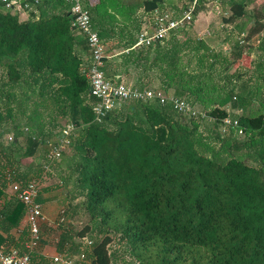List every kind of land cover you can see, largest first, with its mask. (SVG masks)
<instances>
[{
  "label": "trees",
  "instance_id": "16d2710c",
  "mask_svg": "<svg viewBox=\"0 0 264 264\" xmlns=\"http://www.w3.org/2000/svg\"><path fill=\"white\" fill-rule=\"evenodd\" d=\"M84 2L104 45L109 38L106 24L117 26L110 18L105 22L94 18V8ZM164 2L144 0L142 10L149 15L162 9ZM204 5L197 6L195 16ZM246 6V0H229L228 13L221 16L228 26L249 19L242 38L231 45L230 56L202 55L198 61L204 69L194 73L182 71L176 56L169 61V55L159 51V42L133 48V33L142 30V21L118 27L123 65L143 61L144 73L154 70L170 79L161 85L165 94L186 99L197 109L207 98L218 97V106L204 113L215 125L224 118L237 120L242 133L262 140L247 145L226 134L220 140L222 147L230 153L245 152V157L222 160L214 156L217 152L206 156L197 150L198 127L167 103L122 102L97 123L84 73L87 67L83 68L82 56L88 48L71 25L67 6L40 0L21 21L0 0V69L5 76L0 82V233L4 236L0 248L25 251L28 232L20 227L24 206L9 185L41 177L46 154L58 139L56 120L63 119L76 128L59 160L65 171L60 185L66 199L81 201L71 204L73 220L45 232L56 235L54 247L64 259L73 264H115V252L107 248L115 242L124 245L130 261L137 264H264V112L237 116L224 108L229 104L232 110L242 109L245 96L254 89L240 86L239 74L233 79L227 76L229 69L238 64L250 42L257 40L259 50L264 49V8L246 13ZM251 72L262 74L264 62L258 61ZM20 116L26 117L22 123ZM43 119L49 122L46 126L52 124L50 129ZM40 151L42 157L36 158ZM27 158L37 161L22 165ZM78 218L82 222L76 228L72 223ZM31 261L59 264L45 260L37 250Z\"/></svg>",
  "mask_w": 264,
  "mask_h": 264
},
{
  "label": "built area",
  "instance_id": "2783aa9c",
  "mask_svg": "<svg viewBox=\"0 0 264 264\" xmlns=\"http://www.w3.org/2000/svg\"><path fill=\"white\" fill-rule=\"evenodd\" d=\"M63 3L68 8L71 25L81 34L86 41L90 55V64L87 67L85 77L89 82L90 96L94 99L92 111L97 123L107 116L119 103L129 101L159 102V104H169L173 111L188 118H205V114L195 108L185 99L174 96H165L149 89L125 84L123 82L113 83L104 73V59L106 57L105 47L100 39L97 30L93 27L91 15L85 5L84 0H56ZM206 0H185V7L181 12L168 10H154L149 14V22L143 24L142 30L138 33L133 48L152 46L155 43L163 42L171 34L180 32L189 26L194 19L195 11L200 3ZM6 11L10 13H24L31 11L40 3V0H1ZM217 8V7H215ZM226 15V13L222 14ZM243 36V34H242ZM222 132L226 129H234L242 134L237 120L224 118L221 122ZM73 124H66L63 134L58 137L47 154V165L44 166L41 177L32 179L24 184L19 182L10 183L11 192L16 200L24 206V220L28 232V239L24 243V250L20 252L15 247L8 250L0 248V264H33L31 253L38 249L41 242L40 226L45 221L40 204L37 202L40 187L47 178L49 164L59 161L62 154L67 151L70 145V138L75 131ZM64 211H61L63 214ZM62 219V218H61ZM91 245L89 241L87 243ZM82 259V256H79ZM54 263L73 264L71 260L63 257H54Z\"/></svg>",
  "mask_w": 264,
  "mask_h": 264
},
{
  "label": "rangeland",
  "instance_id": "374dc122",
  "mask_svg": "<svg viewBox=\"0 0 264 264\" xmlns=\"http://www.w3.org/2000/svg\"><path fill=\"white\" fill-rule=\"evenodd\" d=\"M144 0H87V5L90 8H94L95 12L93 13V17L97 19H103L105 22V19L109 18L111 19L109 22H112L115 26H117L118 23H125L129 24L132 20H138L142 21L143 23L149 22V15H146L142 10V3ZM228 2L229 0H206L205 5L202 6L203 9H201V13L203 12L204 15L207 16V19L202 18V22L200 23L203 27L204 25L207 26L206 28H199V30H187L185 32L180 33L181 37H195L199 38V36H205V38H209L208 41L212 46H216V44L219 42H225L223 44L224 47H219L215 49L216 53H224V48L229 50L228 57L230 56V47L231 45L237 40L239 41L242 38V31H245L248 29L249 25V19L243 18L241 20H237L233 27L230 28L228 25L222 24V14L228 13ZM247 6H246V13H251L252 10L255 8H264V0H246ZM185 3V0H165L162 10H168V11H175L177 13L181 12V9ZM217 7V8H215ZM33 8L32 10H34ZM31 10V11H32ZM29 12H24L19 14V18L22 20H26L29 17ZM25 17H20V15H24ZM196 16H194L195 19ZM197 18V17H196ZM193 19V20H194ZM196 21V20H195ZM204 24V25H203ZM107 25V24H106ZM117 26V30H118ZM205 30V31H204ZM201 31H204L202 34ZM184 34V36H183ZM202 34V35H199ZM138 32L133 33V36L137 37ZM250 46H252V53L250 56L242 57V60L238 62V66H233L229 69L227 76H230L231 79L232 76H236L237 74L240 75V86H244L246 89L250 86H253L254 89L249 93L250 95H246L244 98L243 108L242 109H235L232 110L230 105L227 104L224 108L227 112L233 114V115H241L244 114L246 116H254L259 113L264 112V72H251L254 67L256 66V63L258 61L264 62V49L259 50L258 48V41L254 40L250 42ZM105 47V45H104ZM106 50V48H105ZM214 50V48H213ZM227 54V51L225 52ZM193 61H188L187 63V69L191 72V69ZM247 71H244V70ZM2 70L0 69V82L4 81L5 76H3ZM223 76V75H221ZM257 76V77H256ZM239 86V87H240ZM167 96L165 93H162V95ZM172 96V95H168ZM186 100V99H185ZM233 101H236L235 98L232 99ZM218 97L215 98H207V103L203 102L202 109H199L200 112L205 113L206 111L212 109L213 107L218 106L217 105ZM205 118H192L187 119V121L191 124V126H197L198 129L195 132V138L197 139L198 145L197 150L203 153L206 156H210L212 151L217 154H215V157H220L222 160H225L226 157L231 155H242L245 157V152L240 153H230L228 152L224 147H222V143L220 140L222 137L226 134H231L232 138L241 142H246L247 145L254 144L259 145L262 140L259 138L251 139L249 135H245L244 133L239 134L237 132L232 131H226L222 132V126L220 123L215 125L214 119L210 118L207 114H205ZM25 116H20V123H22L25 120ZM45 128L50 129L52 124H49L48 126L47 119H43ZM57 127L54 129V133L57 134L55 137L56 139L63 134V128L67 124L65 120L63 119H57L56 123ZM68 151V150H67ZM43 155V152L40 151L37 154L36 158H41ZM213 155V154H212ZM251 154L248 155V162H251ZM37 160L36 159H22L21 163L24 166H32L35 164ZM247 162V163H248ZM47 178L42 183V186L40 187L39 192L42 195H50L53 199L54 205H56L55 215H56V226H66L68 222H70L72 219V207L71 204H76L78 201H81L80 198L76 200H69L66 199V190L60 185V177L65 175V171H63L62 167L60 166V162H52L49 164V172L46 174ZM49 189L48 191H43L45 189ZM64 211L63 214H61V211ZM77 216H80L79 214ZM62 218V219H61ZM81 220L74 219V222L72 223L76 228L81 226ZM88 235V234H87ZM85 236V239L90 240L88 236ZM90 246V245H89ZM108 250L109 252H115V264H137L132 261H130V258L126 254V247L122 244H115V242H110L108 244Z\"/></svg>",
  "mask_w": 264,
  "mask_h": 264
},
{
  "label": "crops",
  "instance_id": "0c3cea01",
  "mask_svg": "<svg viewBox=\"0 0 264 264\" xmlns=\"http://www.w3.org/2000/svg\"><path fill=\"white\" fill-rule=\"evenodd\" d=\"M25 17L24 15H20V17ZM197 17V18H196ZM195 19L193 20V22L187 26L184 30L177 32V33H173L171 34V36L167 39H165L163 42H161L160 44V48L159 51H161L163 54L165 55H169V61H172V56H176V62L179 66V68L182 71H186V72H190L187 69V63L188 61H193V68L191 69V72H200L202 71L204 68V64L200 65L198 59L200 58V56L202 55H208V54H212L215 53V49L218 48V46L220 47H224L223 44L225 42H219L216 44V46H212L210 44V42L208 41L209 38H205V36H199V38H195V37H181L180 33L185 32L187 30L191 31H198L199 28L201 30V28H206L207 26L202 27L200 23H203L201 20L202 18H205V20L207 19V16L203 14V12H199L196 15ZM20 19V18H19ZM21 20V19H20ZM196 20V21H195ZM24 21V20H22ZM116 25V24H115ZM128 24L125 23H118L117 26L119 27H126ZM230 28L233 27V25L229 26ZM105 29L108 30L109 32V38L108 41L104 42L105 45V54L107 60L106 62H104V73L105 76L113 83H119V82H123L125 84H129L135 87H140V88H144V86H146V89L152 90L154 92H157L158 94L164 93L163 90L161 89V85L163 83H170V79H166L165 76L160 75L159 73L155 72L154 70H152L151 72L148 73H144L142 70L144 68V62L143 61H137L135 62V65H131V64H127V65H123L121 63V59H120V54L122 51H120V49H118L119 43H120V36H119V32L116 29V27H112L110 25H106ZM205 31V30H204ZM204 31H201V33L203 34ZM199 34V35H202ZM184 36V34H183ZM82 39V36L80 34L79 36V40ZM103 42V41H102ZM218 45V46H217ZM214 48V50H213ZM227 51V55L229 54V50L226 48H224L223 52L225 53ZM127 52V51H125ZM175 53V55H174ZM252 53V46H250L247 51L243 54L242 57H246L250 56ZM90 55L87 53L83 54L82 58H83V68L88 67L89 63H90ZM242 57L240 60H242ZM174 58V57H173ZM239 60V61H240ZM164 66L165 69H167V64H165ZM236 66V65H235ZM238 66V64H237ZM244 71H247L246 69ZM143 86V87H142ZM164 95V94H163ZM171 95L170 93L166 94ZM120 104V103H119ZM118 104V105H119ZM117 105V106H118ZM41 194V193H40ZM40 206L42 209V213L45 217V221L41 224L40 226V230H41V242L40 245L37 249L38 254H40L45 260H49L52 261L54 257H62L61 255H59V253H57L55 247H54V241L56 240V235H49L48 233L45 232V229L47 230V228H52L55 227L56 225V213H55V209H56V205H54V201L52 199V197L50 195H40ZM20 227H26L25 225V220L23 217V220L21 222ZM11 233L14 236H17L18 232L13 230L11 231ZM4 239L3 234L0 233V243H2V241Z\"/></svg>",
  "mask_w": 264,
  "mask_h": 264
}]
</instances>
